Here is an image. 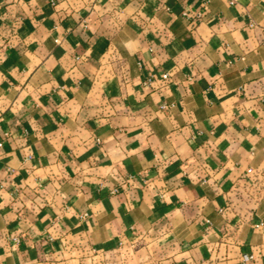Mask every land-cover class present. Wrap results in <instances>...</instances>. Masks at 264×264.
Instances as JSON below:
<instances>
[{"label":"crops","instance_id":"obj_1","mask_svg":"<svg viewBox=\"0 0 264 264\" xmlns=\"http://www.w3.org/2000/svg\"><path fill=\"white\" fill-rule=\"evenodd\" d=\"M0 141V264H264V0H0Z\"/></svg>","mask_w":264,"mask_h":264},{"label":"built area","instance_id":"obj_2","mask_svg":"<svg viewBox=\"0 0 264 264\" xmlns=\"http://www.w3.org/2000/svg\"><path fill=\"white\" fill-rule=\"evenodd\" d=\"M170 76H171V74H170L169 72H165V73L162 75V78L165 79V80H167V79L170 78ZM151 82H152V79L149 78V80L147 81V83H148V84H151ZM171 107H172L171 104H168V103H162L161 106H160V109H161L162 111H169V110L171 109ZM2 145H3V144H2V142L0 141V147H2ZM247 171H248L249 174H253L255 177H257L258 175H260V176L263 175V173L255 172V171L253 170V168H249ZM257 180H258V178L253 179V182H252V184H251V187L254 188V187L256 186L255 184H256ZM116 192H117V189H116V188H115L114 190H112V193H116ZM208 222L210 223V220H208ZM262 225H264V223H263V222H260L259 224H257V227L262 226ZM14 239L18 241V238H17V237H15ZM255 259H256V256H255V254H253V253H252V254H245V255L243 256V260H244L245 263L251 262V261H253V260H255Z\"/></svg>","mask_w":264,"mask_h":264}]
</instances>
